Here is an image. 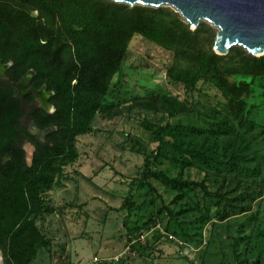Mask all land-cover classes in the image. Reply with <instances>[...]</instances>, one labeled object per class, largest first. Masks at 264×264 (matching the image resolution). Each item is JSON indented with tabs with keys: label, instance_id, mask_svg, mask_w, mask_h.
Masks as SVG:
<instances>
[{
	"label": "trees",
	"instance_id": "obj_1",
	"mask_svg": "<svg viewBox=\"0 0 264 264\" xmlns=\"http://www.w3.org/2000/svg\"><path fill=\"white\" fill-rule=\"evenodd\" d=\"M136 34L171 52L168 80L182 86L186 94L207 83L225 98L219 109L201 110L192 101L162 91L134 97L125 108L161 114L159 121H143L155 142L152 155L145 158L143 180L154 189L148 180L158 179L181 194L199 188L217 205L219 220L229 217L238 206L246 210L242 202L226 203L225 193L211 190L206 180L210 173L222 176L224 183L261 172L257 164L246 165L255 161L258 153L240 130L249 122L244 97L250 93L251 83L230 77L264 76V55H252L237 45L227 54H217L213 50L216 29L204 20L191 28L169 6L113 0H0V58L13 62L14 76L32 69L35 85L45 83L53 90L56 110L43 112L36 120L40 127L57 126L48 134V144L35 141L31 164L16 141H0V155H7L6 161L0 157L3 264H30L37 256L45 242L34 221L42 209L40 192L50 189L56 173L77 158V135L94 130L97 114L105 119L123 114V107L108 99V94ZM192 115L202 124L180 119ZM260 157L264 159V153ZM161 159L178 165L179 175L171 177L151 169L150 165ZM188 167L200 168L205 177L199 181L184 178ZM238 199H243L242 193L231 200Z\"/></svg>",
	"mask_w": 264,
	"mask_h": 264
},
{
	"label": "rangeland",
	"instance_id": "obj_2",
	"mask_svg": "<svg viewBox=\"0 0 264 264\" xmlns=\"http://www.w3.org/2000/svg\"><path fill=\"white\" fill-rule=\"evenodd\" d=\"M171 60L170 51L141 35L132 37L108 94L123 114L113 119L97 114L94 130L76 137L77 158L56 173L50 189L40 192L42 209L34 221L45 242L30 264H264V76L230 77L251 83L244 97L249 122L238 128L258 153L246 165L257 164L261 172L229 176L224 183L222 176L210 173L206 183L211 190L224 192L226 203L247 207L242 211L238 206L219 220L217 205L199 188L181 194L150 178L152 189L142 178L145 158L155 147L143 121H159L161 114L125 108L134 97L162 91L201 110L219 109L225 101L211 84L186 94L171 83L166 74ZM180 119L202 124L195 115ZM26 162L31 164L30 154ZM150 167L171 177L180 173L165 159ZM183 177L199 181L205 172L188 167ZM239 193L242 200H231Z\"/></svg>",
	"mask_w": 264,
	"mask_h": 264
},
{
	"label": "water",
	"instance_id": "obj_3",
	"mask_svg": "<svg viewBox=\"0 0 264 264\" xmlns=\"http://www.w3.org/2000/svg\"><path fill=\"white\" fill-rule=\"evenodd\" d=\"M130 5L169 6L196 28L201 20L216 28L213 50L227 54L241 46L255 56L264 55V0H113ZM52 128L39 133L41 142Z\"/></svg>",
	"mask_w": 264,
	"mask_h": 264
},
{
	"label": "flooded vegetation",
	"instance_id": "obj_4",
	"mask_svg": "<svg viewBox=\"0 0 264 264\" xmlns=\"http://www.w3.org/2000/svg\"><path fill=\"white\" fill-rule=\"evenodd\" d=\"M12 65L11 60L0 58V141H16L24 150L25 160L30 154L32 162L35 141H41L39 133L52 128L44 137V144H48V134L57 128L56 125L40 127L36 120L43 112L52 114L56 110L52 102L54 92L45 83L35 85L32 69L14 76ZM0 157L7 160L5 153Z\"/></svg>",
	"mask_w": 264,
	"mask_h": 264
},
{
	"label": "bare ground",
	"instance_id": "obj_5",
	"mask_svg": "<svg viewBox=\"0 0 264 264\" xmlns=\"http://www.w3.org/2000/svg\"><path fill=\"white\" fill-rule=\"evenodd\" d=\"M1 262V261H0Z\"/></svg>",
	"mask_w": 264,
	"mask_h": 264
}]
</instances>
